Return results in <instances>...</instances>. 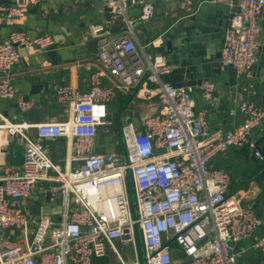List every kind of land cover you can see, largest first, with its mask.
Here are the masks:
<instances>
[{"label":"built area","instance_id":"obj_1","mask_svg":"<svg viewBox=\"0 0 264 264\" xmlns=\"http://www.w3.org/2000/svg\"><path fill=\"white\" fill-rule=\"evenodd\" d=\"M28 1L1 4L0 21H15L29 5L46 0ZM132 5L141 6L138 20L156 16L148 0H105L112 20L89 25L86 38L99 39L100 71L85 92L71 83L56 86L57 99L71 110L67 120L38 123L32 131L27 122L3 117L0 128L21 139L24 159L0 176V264H238L234 245L264 225L263 216L245 205L243 196L229 191V171L212 165L217 154L236 146L264 159L253 138L264 120V104L242 101L230 115L242 114L243 119L211 137L209 109L197 103L194 87L164 81L162 75L174 66L138 50L132 37L134 19L127 14ZM263 8L264 0L237 1L225 28L222 65L252 70ZM120 20L126 23L125 33L114 36ZM53 44L52 34L32 36L23 30H12L1 40L0 97L16 99L28 111L31 102L19 96L13 82L12 69L22 56L19 47L47 50ZM104 74L112 77L113 85L102 84ZM149 84L163 105L161 112L142 117L141 126L121 124L122 151H97L100 128L110 130L112 125L107 104L116 90L130 92ZM200 87L205 100H212L218 89L211 80ZM62 137L73 150L66 166L44 144ZM40 183L46 184L48 201L61 206L57 216L28 208ZM118 240L132 244L130 257L119 252ZM254 246L264 264V231Z\"/></svg>","mask_w":264,"mask_h":264},{"label":"crops","instance_id":"obj_2","mask_svg":"<svg viewBox=\"0 0 264 264\" xmlns=\"http://www.w3.org/2000/svg\"><path fill=\"white\" fill-rule=\"evenodd\" d=\"M156 9L150 20H138L141 6L132 5L127 14L134 19L132 37L138 50L151 55L155 61L173 65V70L162 79L174 86L194 87L198 104L206 106L211 137L234 127L243 119L242 114L230 115V109L242 101L255 100L264 104V11L260 20L261 33L255 43L257 56L252 70H237L221 63L225 28L237 8L238 0H148ZM28 0H0V5H28ZM264 10V8H263ZM105 0H46L39 5H29L28 12L15 21H0V41L12 30H23L32 36L52 34L54 44L47 50L36 45L19 47L21 59L14 65L13 82L19 96L28 99L31 107L22 111L16 99L0 97V123L3 117L13 122L34 125L50 121L67 120L71 110L56 96L58 84L71 83L83 92L92 84L93 76L100 70L97 60L99 39L88 36L90 24L103 23L106 16ZM126 23H116L114 36L125 33ZM211 80L218 86L212 100L202 96L200 84ZM103 85H113L108 74L101 76ZM153 84L132 89L116 90L108 102L110 130L101 127L97 138V151L120 152L124 144L119 129L125 121L141 126L142 117L161 112ZM105 133V134H104ZM253 138L264 152V120L255 128ZM107 141V142H106ZM52 158L66 166L72 153L67 138L45 140ZM24 153L19 137L11 136L0 128V176L7 166H20L17 155ZM216 168L229 171L231 193L243 196L245 205L252 206L264 218V159H258L246 146H236L212 159ZM45 183H40L28 201L35 213L44 211L57 216L61 206L45 197ZM264 225L244 241L234 245L239 252L238 264H260L262 253L254 246L256 236ZM243 248V251H241ZM181 259L182 254H179ZM187 262V259H183Z\"/></svg>","mask_w":264,"mask_h":264},{"label":"rangeland","instance_id":"obj_3","mask_svg":"<svg viewBox=\"0 0 264 264\" xmlns=\"http://www.w3.org/2000/svg\"><path fill=\"white\" fill-rule=\"evenodd\" d=\"M105 134V133H104ZM107 142V141H106ZM116 246L119 250V252L124 255L126 258L127 257H130L132 255V244L131 243H128V244H124L123 242H121L120 240H118L116 242ZM138 246H139V251L140 253L142 254V246H141V242H140V239H139V242H138ZM109 252H110V249H109Z\"/></svg>","mask_w":264,"mask_h":264},{"label":"water","instance_id":"obj_4","mask_svg":"<svg viewBox=\"0 0 264 264\" xmlns=\"http://www.w3.org/2000/svg\"><path fill=\"white\" fill-rule=\"evenodd\" d=\"M105 10H106V13H105L106 16L110 19L111 16H112V14L110 13L109 8H108L107 6H105ZM128 121H129V120H128ZM23 159H24V154H19V155H17V160H18V161L22 162ZM47 194L49 195V192H48Z\"/></svg>","mask_w":264,"mask_h":264}]
</instances>
